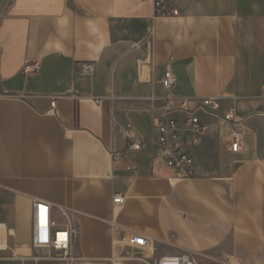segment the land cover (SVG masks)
Here are the masks:
<instances>
[{"label": "crops", "instance_id": "0c3cea01", "mask_svg": "<svg viewBox=\"0 0 264 264\" xmlns=\"http://www.w3.org/2000/svg\"><path fill=\"white\" fill-rule=\"evenodd\" d=\"M165 1L177 14L156 15L154 0H0V87L12 95L0 98V258L31 260L41 200L79 226V261L110 264L116 224L148 238L135 254L153 261L188 250L264 264V0ZM28 62L38 70L26 73ZM167 68L175 98L215 95L248 116L233 152L221 118L201 114L210 131L188 179L157 154ZM53 97L58 116L47 113ZM129 122L146 146L113 162L108 148Z\"/></svg>", "mask_w": 264, "mask_h": 264}, {"label": "built area", "instance_id": "2783aa9c", "mask_svg": "<svg viewBox=\"0 0 264 264\" xmlns=\"http://www.w3.org/2000/svg\"><path fill=\"white\" fill-rule=\"evenodd\" d=\"M154 5L156 15L177 14V10L165 0H154ZM38 68V63L28 62L24 71L32 73ZM93 71L94 66L87 65L81 73L89 75ZM161 83L168 94L164 104L160 108L153 109L157 154L175 178L188 179L196 174L194 150L210 131V125L201 117L202 113L221 118L223 126L227 129L230 149L233 152L242 149V137L248 116H238L234 109L222 111L220 98L215 95L202 98H175L171 91L177 83V77L170 68L165 70ZM7 96L12 95L0 87V98ZM47 113L52 116L59 115L56 97L51 99ZM121 133L125 138L124 143L116 148H108L113 162L127 160L131 152L141 151L146 146L145 140L130 122L121 130ZM113 202L116 205H122L125 202V196L116 194ZM62 215L66 219L63 225L55 217L54 207L51 204L41 200L33 201L31 247L34 253L29 258L23 259H31L35 262L78 264V258L72 255V248L76 243L80 228L68 210H62ZM112 226L114 234L120 235L114 237V252L107 259L110 264H121L132 260H141L147 264H199L197 258L188 250L175 255L163 256L153 262H150L147 257H138L135 250H145L150 240L142 234L125 230L116 224ZM119 248L126 251L121 253L118 251Z\"/></svg>", "mask_w": 264, "mask_h": 264}, {"label": "rangeland", "instance_id": "374dc122", "mask_svg": "<svg viewBox=\"0 0 264 264\" xmlns=\"http://www.w3.org/2000/svg\"><path fill=\"white\" fill-rule=\"evenodd\" d=\"M149 250H152V247L149 248ZM149 250L147 249L146 250L147 251L146 253H149L150 252ZM137 256L138 257H145V258L147 257L148 258V256L145 255V253H141V252H139ZM148 260L150 262H153V259L152 258H148ZM132 261H136V260H132ZM138 261H141V260H138ZM19 262H21L23 264H37V262L35 263V261H32V260H24L23 261L21 259L20 260H15V259L0 258V264H11V263L17 264ZM141 262H143V261H141ZM198 262H199V264H227L226 261H222V262L221 261H216V260H214L212 258H209V257H200V258H198ZM143 263H145V262H143ZM38 264H61V263H56V262H39ZM78 264H98V263L97 262H89V261H78ZM145 264H147V263H145Z\"/></svg>", "mask_w": 264, "mask_h": 264}, {"label": "bare ground", "instance_id": "6f19581e", "mask_svg": "<svg viewBox=\"0 0 264 264\" xmlns=\"http://www.w3.org/2000/svg\"><path fill=\"white\" fill-rule=\"evenodd\" d=\"M5 235V233H4ZM3 238V231H2V225H0V248L5 247V241Z\"/></svg>", "mask_w": 264, "mask_h": 264}]
</instances>
